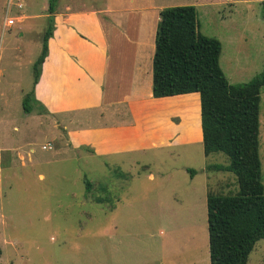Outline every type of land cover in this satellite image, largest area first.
I'll use <instances>...</instances> for the list:
<instances>
[{
	"label": "rangeland",
	"instance_id": "rangeland-1",
	"mask_svg": "<svg viewBox=\"0 0 264 264\" xmlns=\"http://www.w3.org/2000/svg\"><path fill=\"white\" fill-rule=\"evenodd\" d=\"M133 1L196 6L200 31L222 42L221 66L231 83L264 70V0H85L88 7ZM49 5L0 0V264H210L208 192L239 190L236 173L207 168L229 164L226 154L206 156L203 142H195L96 156L69 147L42 104L25 111ZM260 156L264 182V87ZM247 264H264V239Z\"/></svg>",
	"mask_w": 264,
	"mask_h": 264
},
{
	"label": "crops",
	"instance_id": "crops-1",
	"mask_svg": "<svg viewBox=\"0 0 264 264\" xmlns=\"http://www.w3.org/2000/svg\"><path fill=\"white\" fill-rule=\"evenodd\" d=\"M61 2L34 93L42 111L57 117L69 147L117 156L203 142L199 92L153 96L165 7L64 0L59 8Z\"/></svg>",
	"mask_w": 264,
	"mask_h": 264
},
{
	"label": "trees",
	"instance_id": "trees-1",
	"mask_svg": "<svg viewBox=\"0 0 264 264\" xmlns=\"http://www.w3.org/2000/svg\"><path fill=\"white\" fill-rule=\"evenodd\" d=\"M57 3L58 0H50L42 50L33 67L34 86L49 53ZM262 7L264 17V1ZM222 49L220 39L200 31L196 6L163 8L153 60V96L200 93L204 153L209 156L222 152L230 159L229 164H209L207 168L233 171L239 183L235 194L208 192L210 264H247L256 243L264 239L260 156L264 70L248 82L231 83L221 66ZM33 102H38L34 88L23 100L25 111H32ZM189 170L194 177L196 170ZM85 183L90 192L93 182L85 177ZM95 199L97 202L109 200L100 196Z\"/></svg>",
	"mask_w": 264,
	"mask_h": 264
},
{
	"label": "built area",
	"instance_id": "built-area-1",
	"mask_svg": "<svg viewBox=\"0 0 264 264\" xmlns=\"http://www.w3.org/2000/svg\"><path fill=\"white\" fill-rule=\"evenodd\" d=\"M22 4H20V6H21ZM15 23V19L14 18H11V17H9L8 19H7V24L8 25H11V24H14ZM45 147H47V146H45Z\"/></svg>",
	"mask_w": 264,
	"mask_h": 264
}]
</instances>
